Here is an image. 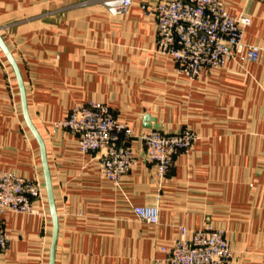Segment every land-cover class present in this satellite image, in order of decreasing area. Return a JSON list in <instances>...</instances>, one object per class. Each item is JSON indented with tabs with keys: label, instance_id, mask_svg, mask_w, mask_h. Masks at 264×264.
<instances>
[{
	"label": "crops",
	"instance_id": "obj_1",
	"mask_svg": "<svg viewBox=\"0 0 264 264\" xmlns=\"http://www.w3.org/2000/svg\"><path fill=\"white\" fill-rule=\"evenodd\" d=\"M154 4L159 0H145ZM247 17L254 63L230 59L191 81L156 52V24L133 0L111 15L96 0H0V39L21 75L28 116L45 148L58 235L54 264H154L180 232H224L227 264H264V0H221ZM0 171L40 186V214H0L9 237L0 264H48L52 223L39 145L22 112L14 70L0 47ZM107 105L133 134V166L116 183L93 153L55 123L75 105ZM149 115L164 133L193 131L164 178L144 156ZM156 206L147 224L136 206Z\"/></svg>",
	"mask_w": 264,
	"mask_h": 264
},
{
	"label": "built area",
	"instance_id": "obj_2",
	"mask_svg": "<svg viewBox=\"0 0 264 264\" xmlns=\"http://www.w3.org/2000/svg\"><path fill=\"white\" fill-rule=\"evenodd\" d=\"M111 15H125L133 0H98ZM140 8L152 15L156 24V52L173 60L176 71L191 81L204 69L222 68L233 58L254 63L259 49L243 42L247 17H235L221 0H159ZM1 64V60H0ZM76 137L80 153H93L101 174L116 183L129 172L134 154L129 143L132 131L118 122L109 107L90 101L75 105L68 115L55 123ZM145 159L164 178L180 152L192 149L196 135L189 129L178 133L156 130L138 136ZM40 199V186L9 171H0V214L12 212L37 215L34 202ZM133 213L141 221L158 222L156 206H136ZM179 236L169 246L160 247L164 257L154 264H227L232 251L220 229L206 225L187 230L179 227ZM9 237L0 224V255L8 248Z\"/></svg>",
	"mask_w": 264,
	"mask_h": 264
},
{
	"label": "water",
	"instance_id": "obj_3",
	"mask_svg": "<svg viewBox=\"0 0 264 264\" xmlns=\"http://www.w3.org/2000/svg\"><path fill=\"white\" fill-rule=\"evenodd\" d=\"M0 47L3 51V53L6 55L9 63L11 64V66L14 70V73L16 75L17 82H18L19 89H20V93H21L23 117H24V120H25L28 128L30 129L34 138L36 139V141L39 145V149H40L45 192H46V198H47V203H48V208L50 211L51 223H52V237H51V243H50V249H49L48 264H54V256H55V249H56V242H57V235H58V219H57V214H56V209H55V204H54V198H53L52 185H51V181H50L48 165H47V161H46L45 148H44V144L42 142V139L40 138L37 130L33 126L32 122L28 116L24 87H23V83H22V79H21V75H20V72L18 70V67L16 66L13 58L9 54V51L7 50L6 46L4 45V43L2 42L1 39H0ZM142 121H143V127L144 128L156 130V131L161 130L160 126L155 123V119L150 117L149 115H144L142 118Z\"/></svg>",
	"mask_w": 264,
	"mask_h": 264
},
{
	"label": "rangeland",
	"instance_id": "obj_4",
	"mask_svg": "<svg viewBox=\"0 0 264 264\" xmlns=\"http://www.w3.org/2000/svg\"><path fill=\"white\" fill-rule=\"evenodd\" d=\"M98 3H99V1L98 0H96Z\"/></svg>",
	"mask_w": 264,
	"mask_h": 264
}]
</instances>
